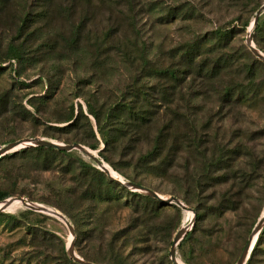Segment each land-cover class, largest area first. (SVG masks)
I'll use <instances>...</instances> for the list:
<instances>
[{
	"label": "rangeland",
	"instance_id": "374dc122",
	"mask_svg": "<svg viewBox=\"0 0 264 264\" xmlns=\"http://www.w3.org/2000/svg\"><path fill=\"white\" fill-rule=\"evenodd\" d=\"M263 2L0 0V147L32 137L79 143L112 177L192 209L105 188L100 164L78 149L20 147L0 157V207L22 197L59 211L73 233L12 202L0 209V264H78L66 252L71 239L96 264H173L181 227L179 264H235L264 213V61L246 45L251 31L264 54L250 27ZM10 46L22 55L10 59ZM192 47L189 67L182 53ZM168 68L180 80L161 73ZM227 88L243 95L227 102ZM244 264H264V238Z\"/></svg>",
	"mask_w": 264,
	"mask_h": 264
},
{
	"label": "water",
	"instance_id": "95a60500",
	"mask_svg": "<svg viewBox=\"0 0 264 264\" xmlns=\"http://www.w3.org/2000/svg\"><path fill=\"white\" fill-rule=\"evenodd\" d=\"M262 11H264V2L260 5V7L256 10L255 12V15L253 17V20H252V26L251 27H254L257 23V20H258V17L259 15L262 13ZM246 45L249 47V49L257 56L259 57L262 61H264V54L259 51L255 45L253 44L252 42V33L251 31L248 32V36L246 38ZM27 146H40V147H47V148H54V149H57V150H62V151H67V150H71V149H78L79 151L87 154L88 156H90L91 158H93L98 164H100L101 166V169L106 173V175L126 186V187H129V188H133L135 190H138V191H142L144 193H146L147 195H150L154 198H157L158 200H161V201H175L176 203L180 204L184 209L186 210H190L192 211L191 208L187 207L186 205H184L179 199H177L176 197H171L170 199H165L163 197H161L160 195H158L155 191L149 189V188H146L144 186H141L137 183H133V182H129V181H126V182H123L121 181L120 179H116L114 177H112L109 173V170L106 168V166H104V164H102L95 156H93L89 149H87L85 146L79 144V143H73V144H64V143H60V142H57V141H52V140H46V139H43V138H37V137H32V138H25V139H21V140H17V141H14V142H11V143H8L2 147H0V157L5 155L6 153H8L9 151L11 150H16L20 147H27ZM19 200V202L28 207V208H31V209H35V210H40V211H44V212H48V213H51L55 216H57L58 218H60L61 220L64 221V223L66 224V226L68 227L69 231L71 233H73V228L70 224V222L68 221V219L63 215L61 214L59 211L57 210H53V209H50L48 207H45V206H42V205H39V204H35V203H31L29 201H26L24 198L22 197H19V198H9L8 200H6L0 207V209H3L5 208L6 206H8V204H10L12 202V200ZM264 223V213L261 215L260 219L258 220L257 224L255 225L254 229L252 230L247 242L245 243L237 261L235 264H244L251 249H252V246L254 244V242L252 243V239L253 237H257L260 229L262 228V225ZM187 227H181L177 233L174 235L172 241H171V244H170V248H169V251H168V255H169V258L171 260V262L173 264H179L176 257H175V246L176 244L178 243V241L183 237V235L186 233L187 231ZM255 241V240H254ZM67 255L70 259H72L73 261L77 262L78 264H96V263H93V262H90V261H87V260H84L83 258H81L80 256H78L74 250H73V240L71 239L68 246H67Z\"/></svg>",
	"mask_w": 264,
	"mask_h": 264
},
{
	"label": "trees",
	"instance_id": "16d2710c",
	"mask_svg": "<svg viewBox=\"0 0 264 264\" xmlns=\"http://www.w3.org/2000/svg\"><path fill=\"white\" fill-rule=\"evenodd\" d=\"M254 31H256V32H258V46H259V48H261L263 51H264V46H261V39H262V37H264L263 35H261L260 33L261 32H264V17L262 18L261 17V14L259 15V17H258V20H257V23H256V25L254 26ZM215 34H216V39H217V43H219L221 40L220 39H222L225 35L223 34V33H221V31H217V32H215ZM260 44V45H259ZM10 48V54H9V58L10 59H17V58H19L21 55H22V53H21V51H20V49L19 48H17L16 46H10L9 47ZM192 50H190L189 51V49L188 50H186V51H184L183 53H182V55H184V56H186L187 57V65H190L189 67H193V63H194V58H192L193 57V55H192V51H193V49H195V47H192L191 48ZM200 68L201 69H203V67H206L207 65H210L209 63H207V64H204L203 62L202 63H200ZM212 67H210L209 69H207L206 71H208L209 73H211L212 71H213V69H211ZM161 73H164L165 75H167L172 81H177V80H180V78H179V76H178V74L175 72V70L173 69V68H168V69H165V70H163V72H161ZM236 91H238L236 88H227L226 90H225V92H224V95H225V99H227L226 101L228 102V101H231L230 99L232 98L233 100L232 101H236V100H238V95L240 96V95H243L242 93L241 94H239V92H236ZM244 98H246V99H248L247 97L248 96H243ZM229 99V100H228ZM132 107H133V105L129 102V103H126L125 104V107L124 108H122L123 109V111H125V112H128L127 113V115H129V116H131V115H133V112H132ZM136 113V116H135V119H137L138 117H140L141 119H143V115H141L140 113H138L137 111H135ZM159 136L160 135H158L157 136V138H156V140H155V143H154V146H153V148L154 149H157V148H160L161 147V144H160V138H159ZM36 149H42V148H45L46 150H48V151H56V152H58V153H61V152H64V151H62V150H57V149H54V148H47V147H40V146H37V147H35ZM250 156L251 157H254L253 156V154L252 153H250ZM218 161H220V158H218ZM250 163V162H249ZM251 166H252V168L251 169H248V170H243V171H240L239 173H238V177H240L239 178V180L241 181L243 178H245V177H247L248 175L247 174H250L251 173V170H253V169H256L257 168V163L254 161V162H251ZM96 173H97V175H98V178L101 180V182H102V184L104 185V187L105 188H107V189H109V188H114V187H119L121 190H125V191H127L128 193H130L131 195H137V196H140V197H144V198H149V199H153L154 201H156V202H158V201H160V200H157V199H155V198H153V197H151L150 195H147V194H142V193H138V192H130L129 190H126L124 187H122V186H120V184H118L116 181H114V180H112V179H110V178H108L102 171H100V170H96ZM247 175V176H246ZM232 177V179L234 178V175H232L231 176ZM128 181L129 182H132V180H129L128 179ZM133 183H137V184H139V185H141L140 183H138V182H133ZM142 186V185H141ZM228 192V194H229V196L230 197H227L226 198V202H228V203H231L232 204V195L235 193V192H231V191H227ZM226 192V193H227ZM96 196H100V193H98V194H96ZM16 203H19V202H16ZM220 205V204H219ZM221 206V205H220ZM221 207H226V206H221ZM198 215L196 214V217H197ZM264 238V225H263V227H262V229H261V231L259 232V234H258V236H257V238H256V240H255V243L253 244V246H252V249H251V252H250V255L255 251V249H257V246L259 245V242L261 241V239H263Z\"/></svg>",
	"mask_w": 264,
	"mask_h": 264
},
{
	"label": "bare ground",
	"instance_id": "6f19581e",
	"mask_svg": "<svg viewBox=\"0 0 264 264\" xmlns=\"http://www.w3.org/2000/svg\"><path fill=\"white\" fill-rule=\"evenodd\" d=\"M251 26H252V22H251V24H250V27H251ZM109 173H110V171H109ZM110 175H111V174H110ZM12 202H19V200H16V199H15V200H12ZM12 202H11V203H12ZM11 203H10V204H11ZM19 203H20V202H19ZM6 207H7V206H6ZM254 240H255V237H253V239H252V243L254 242Z\"/></svg>",
	"mask_w": 264,
	"mask_h": 264
}]
</instances>
